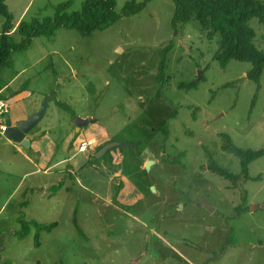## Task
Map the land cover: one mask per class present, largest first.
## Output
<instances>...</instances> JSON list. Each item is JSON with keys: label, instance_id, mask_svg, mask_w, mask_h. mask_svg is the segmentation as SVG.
<instances>
[{"label": "rangeland", "instance_id": "rangeland-1", "mask_svg": "<svg viewBox=\"0 0 264 264\" xmlns=\"http://www.w3.org/2000/svg\"><path fill=\"white\" fill-rule=\"evenodd\" d=\"M68 1L72 14L88 0L6 5L16 24L54 19ZM115 1L120 12L131 0ZM174 15L173 1L154 0L91 36L59 28L53 39L37 36L13 51V65L0 68L12 121L48 99L31 147L0 137V264H264V158L237 186L208 167L212 158L242 173L223 152L221 134L242 150L264 149V74L252 108V64L221 68L220 36L207 38L195 19L176 34ZM5 20L0 14V35ZM250 24L264 50V25ZM78 118L90 122L79 127ZM110 144L118 146L100 157ZM180 155V165L165 162ZM20 218L57 225L41 231L37 247L35 227L23 240L15 236Z\"/></svg>", "mask_w": 264, "mask_h": 264}, {"label": "trees", "instance_id": "trees-1", "mask_svg": "<svg viewBox=\"0 0 264 264\" xmlns=\"http://www.w3.org/2000/svg\"><path fill=\"white\" fill-rule=\"evenodd\" d=\"M154 0L127 2L120 12L115 10V0H88L83 9L72 14L68 13L73 1L61 3L57 7L54 19H46L44 22L22 21L14 24L11 13L6 5V0H0V14L6 19L0 35V68L13 65V51L26 50L31 45L33 38L46 36L53 39L59 28L76 29L84 36H91L98 30L108 28L123 17L141 13L149 3ZM175 3V15L173 28L178 33L179 26L185 25L195 19L200 23L201 29L207 38L213 39L220 36V48L215 58L221 68H227L232 60L248 62L252 69L246 74V78L258 84V94L252 102L255 108L259 92L262 89L261 80L264 74V50L256 45L257 32L251 27L252 19H259L264 25V2L262 0H170ZM21 40V41H20ZM20 41V42H19ZM175 46L174 41L165 48L166 55ZM166 62L162 64L165 72ZM157 80H161L160 76ZM196 83L180 85L181 88H193ZM227 86V85H226ZM197 114L198 109H195ZM168 136L169 129L164 126ZM223 140L222 150L240 162L241 175L237 176L218 165L212 158L209 162V171L218 177L230 181L237 186L241 181H248V168L252 163L264 158V149L259 151L242 150L236 147L227 134H221ZM180 155L176 160L165 159L171 166L180 165ZM64 185L54 186V190H60ZM21 229L15 232V236L23 240L30 235L32 227L36 228L35 246L39 247L41 231H51L57 222L41 223L36 220L20 218ZM81 233L83 229L76 221Z\"/></svg>", "mask_w": 264, "mask_h": 264}, {"label": "water", "instance_id": "water-1", "mask_svg": "<svg viewBox=\"0 0 264 264\" xmlns=\"http://www.w3.org/2000/svg\"><path fill=\"white\" fill-rule=\"evenodd\" d=\"M48 108V99H45V102L42 105L40 110L31 115L28 119L19 120L16 123H13L12 119L6 118V125L8 129L4 135L5 140L11 144L19 145L22 147H30V143L27 141V135L45 118V114ZM90 121L82 118H78L75 123L77 126H82L88 124ZM118 146V144H110L101 152L100 157L106 155L109 150ZM152 162H148L146 169L149 170ZM155 190V189H154ZM202 207L209 212L214 210L209 204H203Z\"/></svg>", "mask_w": 264, "mask_h": 264}, {"label": "built area", "instance_id": "built-area-1", "mask_svg": "<svg viewBox=\"0 0 264 264\" xmlns=\"http://www.w3.org/2000/svg\"><path fill=\"white\" fill-rule=\"evenodd\" d=\"M10 106L7 102L0 98V137H4L8 126L6 125V118L8 117ZM5 138V137H4ZM89 145L83 144L80 152L87 153L89 151Z\"/></svg>", "mask_w": 264, "mask_h": 264}, {"label": "crops", "instance_id": "crops-1", "mask_svg": "<svg viewBox=\"0 0 264 264\" xmlns=\"http://www.w3.org/2000/svg\"><path fill=\"white\" fill-rule=\"evenodd\" d=\"M8 89V85H5L3 88H1L0 89V98L1 99H3L5 102H6V96H4V93H5V91ZM8 103V102H7ZM9 104V103H8ZM8 116V115H7ZM23 119H26V118H23V117H19V116H15L14 117V120H13V123H16L17 121H19V120H23ZM27 140H29L30 141V137H29V134L27 135ZM8 142V141H7ZM9 143V142H8ZM91 144H95L96 143V138H92V140H91V142H90ZM11 144V143H10ZM30 147L32 146V143H31V141H30ZM12 145V144H11ZM89 152V151H88ZM87 152V153H88ZM86 154V153H85Z\"/></svg>", "mask_w": 264, "mask_h": 264}]
</instances>
